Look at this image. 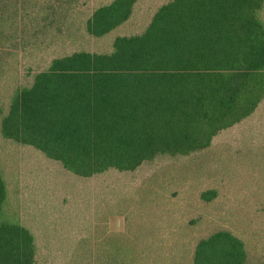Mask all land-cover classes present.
<instances>
[{"label": "trees", "instance_id": "trees-1", "mask_svg": "<svg viewBox=\"0 0 264 264\" xmlns=\"http://www.w3.org/2000/svg\"><path fill=\"white\" fill-rule=\"evenodd\" d=\"M138 1L99 7L86 23L88 34L107 37L129 21ZM32 3L0 0L1 57L17 37L26 51ZM263 10L264 0H169L142 34L116 37L110 51L55 58L30 86L16 89L1 118L2 137L82 178L134 172L161 156L207 150L264 100ZM49 15L46 29L57 21L56 12ZM215 196L210 191L202 199ZM7 204L8 184L0 170V264H35V237ZM250 261L245 241L220 230L199 240L190 263Z\"/></svg>", "mask_w": 264, "mask_h": 264}, {"label": "rangeland", "instance_id": "rangeland-1", "mask_svg": "<svg viewBox=\"0 0 264 264\" xmlns=\"http://www.w3.org/2000/svg\"><path fill=\"white\" fill-rule=\"evenodd\" d=\"M62 1L34 0L26 51L17 37L0 56V128L15 90L30 86L52 60L82 50L110 51L116 37L142 34L169 0H139L129 21L102 39L90 36L86 23L113 0ZM50 11L57 21L46 29ZM0 170L8 184L7 211L35 237V264H79L81 255V264H191L199 240L220 230L245 241L249 264H264V100L207 150L91 178L6 141L0 130ZM210 191L216 196L207 202L202 195Z\"/></svg>", "mask_w": 264, "mask_h": 264}]
</instances>
